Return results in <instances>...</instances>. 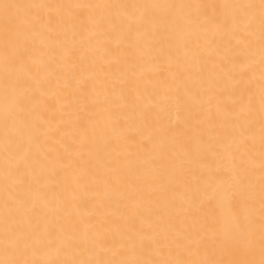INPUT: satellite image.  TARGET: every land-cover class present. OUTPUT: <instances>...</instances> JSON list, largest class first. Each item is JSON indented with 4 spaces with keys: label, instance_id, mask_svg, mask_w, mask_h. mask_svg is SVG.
<instances>
[{
    "label": "bare ground",
    "instance_id": "6f19581e",
    "mask_svg": "<svg viewBox=\"0 0 264 264\" xmlns=\"http://www.w3.org/2000/svg\"><path fill=\"white\" fill-rule=\"evenodd\" d=\"M0 264H264V0H0Z\"/></svg>",
    "mask_w": 264,
    "mask_h": 264
}]
</instances>
